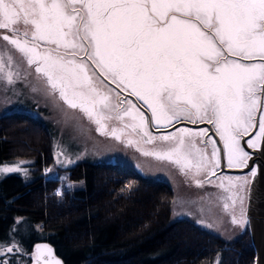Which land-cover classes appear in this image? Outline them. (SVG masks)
<instances>
[{"label":"snow or ice","instance_id":"6c2138e0","mask_svg":"<svg viewBox=\"0 0 264 264\" xmlns=\"http://www.w3.org/2000/svg\"><path fill=\"white\" fill-rule=\"evenodd\" d=\"M0 30L11 33L0 40L35 65L71 107L101 128L115 118L147 144L172 142L155 154L194 169V179L203 171L211 183L221 155L229 168L248 167L241 140L257 126L247 144L255 149L264 141V0H0ZM124 92L142 101L150 117ZM182 120L214 125L223 148L206 130L177 129L159 138L149 131L152 123L174 127ZM111 134L120 138L115 127ZM19 170L0 166V172ZM246 183L227 178L218 186L243 190ZM13 250L0 244V257Z\"/></svg>","mask_w":264,"mask_h":264},{"label":"trees","instance_id":"16d2710c","mask_svg":"<svg viewBox=\"0 0 264 264\" xmlns=\"http://www.w3.org/2000/svg\"><path fill=\"white\" fill-rule=\"evenodd\" d=\"M50 130L23 112L0 115V164L32 160L35 176L0 178V244L17 250L0 259L31 264L32 246L49 243L63 264H254L247 227L225 241L190 217L171 218L173 190L113 162L67 167L81 189L54 195L55 178L41 171L53 161Z\"/></svg>","mask_w":264,"mask_h":264},{"label":"rangeland","instance_id":"374dc122","mask_svg":"<svg viewBox=\"0 0 264 264\" xmlns=\"http://www.w3.org/2000/svg\"><path fill=\"white\" fill-rule=\"evenodd\" d=\"M4 34L11 35L0 30V36ZM0 60L4 62V67L0 70V115L20 111L42 121L48 127L53 161L51 165L43 167L41 174L45 178L58 180L53 192L58 199H62L64 193L85 186L83 179L71 181L68 178L67 167L76 162H113L133 168L149 179L166 181L173 190L170 209L172 219L190 217L225 241L239 236L245 227L248 229L247 212L251 188L244 184L243 190L226 191L218 186L221 180L226 181L225 177L241 179L246 177L244 173L233 176L223 174L220 177L215 174L209 177V183L206 180L207 173L202 171L194 179V169L189 171L180 168L173 160L157 156L155 142L147 144L143 142L145 138L141 139V143L137 139H128L126 129L115 118L102 121L104 127L101 128L79 106L71 107L61 98L59 90L54 91L51 88L45 76L27 66L26 58L3 40H0ZM10 74L12 82H9ZM114 93L113 104L116 103V92ZM114 127L119 139L111 134ZM145 152L149 154L145 155ZM254 162L257 164V160L254 159ZM3 165L19 166L20 170L13 173L20 175L25 182L35 176L30 159L11 160L0 164ZM8 173L11 172H0V178ZM247 176L249 178L248 174ZM197 180L204 183L198 186ZM234 193V199L230 198ZM234 218L237 222H233ZM5 245L13 247L14 252L17 250L12 242Z\"/></svg>","mask_w":264,"mask_h":264},{"label":"flooded vegetation","instance_id":"af4514ba","mask_svg":"<svg viewBox=\"0 0 264 264\" xmlns=\"http://www.w3.org/2000/svg\"><path fill=\"white\" fill-rule=\"evenodd\" d=\"M26 65L28 66V63ZM31 67L35 71V65H33ZM109 87L112 88V89H115L116 88L115 84H109ZM116 91H119V90L117 89ZM113 94H115V93L113 92ZM122 96H128V93L127 92H124V93H122ZM128 99H130L134 103H136V104L141 105L142 107H144L146 115L150 117L151 114H150V112L147 111L146 106L143 105V102L142 101H137L134 96H128ZM124 121L126 123H128V124L133 123L131 117H127V116L124 117ZM118 122L121 125V127H123V124L120 121H118ZM124 129H126V131L128 133V134L127 133L126 134L129 135L128 136V139H130V140L133 139V141H135V139H137L141 143V139L143 137H142L141 134L138 133V130L134 131L131 127H127V128H124ZM177 129H190L192 131L206 130L207 131V136L210 137L211 139L217 141V147H219L221 149L223 148V144L219 140V135L216 133L215 127L212 124H208V123H197V124L194 125L192 123L185 122V121L182 120L180 122L175 123V126L174 127H159L158 128L154 123H152L149 126V131H150L151 135L154 136V137H157V138L162 137V136L167 135V134L175 133ZM256 131H258V126L255 128L254 132L251 135L245 136L241 140V146L244 147V149L250 154L251 157H254L255 156L254 155V152L259 151L260 148H261V144H262V142H260L255 149L250 148L248 146V144H247V141L249 139L254 138ZM130 134L133 137H130L131 136ZM143 142L145 143V141H143ZM155 143H156V146H154V147H156L161 152L167 150L169 147L172 146V142H170V141L169 142H164V141H161L159 139H157L155 141ZM197 144H198L199 147H203L202 144H199V138H197ZM210 151H211V149L209 148L208 149L209 155H210ZM177 166L180 167V168H183V166L181 164H177ZM256 168H257V164H256V162L253 161L251 163V165L248 164V167L242 168L241 170L238 169L240 171H236L237 170L236 168H229L227 166V160H226V158H224L223 155H221L220 164H219L218 167L215 168V174H218L216 176L217 177H220L223 174H230V176H233V175H240V174H243L244 173V175H246V177L244 176L240 180L241 181L246 180L247 181V183H246L247 186H249L251 188V182L253 181V179L255 177V175L254 176L252 175V172H253V170L255 171ZM247 174L249 175V178H247L248 177ZM207 175H208V173H207ZM222 177H225V176H222ZM229 178H231V177H229ZM225 179H226V181H225V183H226L227 182V178L225 177ZM231 179H233V177ZM233 180H236V179H233Z\"/></svg>","mask_w":264,"mask_h":264},{"label":"water","instance_id":"95a60500","mask_svg":"<svg viewBox=\"0 0 264 264\" xmlns=\"http://www.w3.org/2000/svg\"><path fill=\"white\" fill-rule=\"evenodd\" d=\"M261 142L260 150L248 162L251 165L255 159L258 164L255 177L251 182L247 212L250 240L255 251L254 264H264V141ZM45 249L50 251H45ZM31 250V264H37V257H39V264H56L57 261L63 264L49 243L36 242Z\"/></svg>","mask_w":264,"mask_h":264},{"label":"bare ground","instance_id":"6f19581e","mask_svg":"<svg viewBox=\"0 0 264 264\" xmlns=\"http://www.w3.org/2000/svg\"><path fill=\"white\" fill-rule=\"evenodd\" d=\"M256 154V152H254V155ZM251 159V158H250ZM250 161V160H249ZM258 167V166H257ZM256 171H257V168L255 169V173H256Z\"/></svg>","mask_w":264,"mask_h":264}]
</instances>
